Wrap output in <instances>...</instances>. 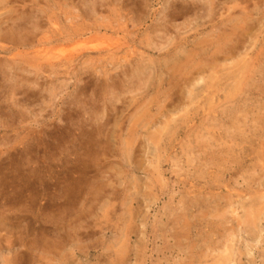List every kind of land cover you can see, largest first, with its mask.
Instances as JSON below:
<instances>
[{
    "label": "rangeland",
    "instance_id": "374dc122",
    "mask_svg": "<svg viewBox=\"0 0 264 264\" xmlns=\"http://www.w3.org/2000/svg\"><path fill=\"white\" fill-rule=\"evenodd\" d=\"M190 263L264 264V0H0V264Z\"/></svg>",
    "mask_w": 264,
    "mask_h": 264
},
{
    "label": "bare ground",
    "instance_id": "6f19581e",
    "mask_svg": "<svg viewBox=\"0 0 264 264\" xmlns=\"http://www.w3.org/2000/svg\"><path fill=\"white\" fill-rule=\"evenodd\" d=\"M173 1V0H172ZM177 1V0H176ZM201 3V2H200ZM170 4V3H169ZM173 5V4H172ZM171 5V6H172ZM170 6V5H169ZM193 9V8H192ZM210 12H211V10H210ZM212 14V13H211ZM226 56V55H225ZM202 62H200V64H201ZM206 63H208V62H206ZM194 65V64H193ZM203 65V64H202ZM202 65H201V67H202ZM200 66V65H199ZM194 68V67H193ZM191 69V68H190ZM201 70V69H200ZM195 71V70H194ZM191 72V71H190ZM190 74V73H189ZM187 193V192H186ZM211 194V193H210ZM230 241V240H229ZM211 244V243H210ZM227 244V243H226ZM228 245H229V243H228ZM218 246V245H217ZM223 246V245H222ZM225 246H227V245H225ZM218 248V247H217ZM225 248V247H224ZM213 249V248H212ZM216 250V249H215ZM222 249H220L219 251H221ZM230 250V249H229ZM227 251V250H226ZM216 252V251H215ZM221 253H222V251H221ZM225 253V252H224ZM227 254H229V253H227ZM220 255V254H219ZM222 255V254H221ZM223 256V255H222ZM201 257V256H200ZM191 258V257H190ZM232 258V257H231ZM223 259H225V258H223ZM222 259V260H223ZM229 259V258H228ZM194 261V260H193ZM221 261V260H220ZM219 261V262H220ZM195 262V261H194ZM216 262V261H215ZM230 262V261H229ZM203 263V262H202ZM227 263H228V261H227ZM191 264V263H190Z\"/></svg>",
    "mask_w": 264,
    "mask_h": 264
}]
</instances>
